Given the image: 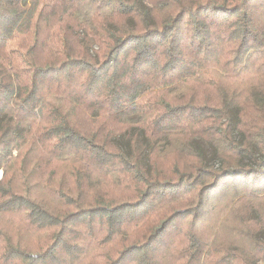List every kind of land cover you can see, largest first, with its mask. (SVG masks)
<instances>
[{"label": "trees", "instance_id": "16d2710c", "mask_svg": "<svg viewBox=\"0 0 264 264\" xmlns=\"http://www.w3.org/2000/svg\"><path fill=\"white\" fill-rule=\"evenodd\" d=\"M0 170V264H264V0H0Z\"/></svg>", "mask_w": 264, "mask_h": 264}, {"label": "rangeland", "instance_id": "374dc122", "mask_svg": "<svg viewBox=\"0 0 264 264\" xmlns=\"http://www.w3.org/2000/svg\"><path fill=\"white\" fill-rule=\"evenodd\" d=\"M96 48V47H95ZM173 147L179 148L177 145H174ZM194 147L196 150L200 151L204 158L207 160L209 164L214 166V169H219L221 167V162L216 158H214V149L207 144V142L200 140V139H195L194 142ZM178 150V149H177ZM40 151H36L35 154L31 157L30 163L27 165V168H31V166L34 164V162L31 161L40 159L41 155L39 154ZM15 152H13V155ZM183 155V154H182ZM38 163V161H37ZM245 164V162L243 163ZM56 172L63 173L62 169L61 170H56ZM47 174V173H46ZM46 174H41L43 177ZM37 176V175H36ZM2 177V171L0 170V179ZM204 182L207 181L206 179L203 180ZM222 187V186H221ZM218 188V186H217ZM224 188V187H222ZM233 188L229 186L227 188V191L220 193V192H215L214 190L208 191V194L211 199L208 200L206 208H203L198 216H196L198 219L203 220V228L201 229L204 234L207 236L209 233L212 234V239L217 238L219 240V244L222 245L223 249L230 246H239L242 251H245L246 253H254L253 248L251 247L250 242L247 240L245 236L239 235V240L238 238L235 239L234 243V236L233 234L228 230V226H235L239 228H244L241 224V221H237L232 213L233 211H238L246 214L248 212V209L250 206H254L257 208H262V205L257 204V206L253 205L250 203V197H246V199L243 198L241 203H238V199H232V195L229 193H232ZM221 190V188H219ZM44 193L43 190L37 189V193L41 195V193ZM226 193V194H224ZM41 196H44L42 194ZM221 199L222 201L219 202L217 201ZM52 203V202H51ZM223 214V215H222ZM222 222V223H220ZM239 224V225H238ZM19 233H17L18 235ZM21 242L23 243H28L29 239L27 237L21 236ZM258 264H263V259H260Z\"/></svg>", "mask_w": 264, "mask_h": 264}]
</instances>
